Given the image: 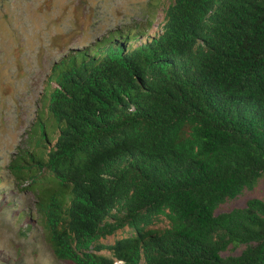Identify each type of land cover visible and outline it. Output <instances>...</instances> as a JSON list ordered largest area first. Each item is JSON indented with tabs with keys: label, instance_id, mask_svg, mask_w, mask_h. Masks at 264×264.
I'll return each instance as SVG.
<instances>
[{
	"label": "trees",
	"instance_id": "1",
	"mask_svg": "<svg viewBox=\"0 0 264 264\" xmlns=\"http://www.w3.org/2000/svg\"><path fill=\"white\" fill-rule=\"evenodd\" d=\"M164 12L53 64L8 169L58 261L264 264V199L227 208L264 179V0Z\"/></svg>",
	"mask_w": 264,
	"mask_h": 264
},
{
	"label": "rangeland",
	"instance_id": "2",
	"mask_svg": "<svg viewBox=\"0 0 264 264\" xmlns=\"http://www.w3.org/2000/svg\"><path fill=\"white\" fill-rule=\"evenodd\" d=\"M170 2L0 0V264H73L55 259L37 223L32 189L22 191L25 186L18 185L8 169L19 147L30 148L53 64L69 50L82 49L123 27L134 30L138 24L154 34L162 28ZM255 197L264 199V179L227 208L243 207ZM159 227L163 224L152 228ZM129 236L126 230L102 243L112 246ZM101 253L112 257L109 249Z\"/></svg>",
	"mask_w": 264,
	"mask_h": 264
},
{
	"label": "clouds",
	"instance_id": "3",
	"mask_svg": "<svg viewBox=\"0 0 264 264\" xmlns=\"http://www.w3.org/2000/svg\"><path fill=\"white\" fill-rule=\"evenodd\" d=\"M111 252V251H110ZM111 254H112V252H111ZM104 255V254H103ZM106 256V255H105ZM109 257V256H108Z\"/></svg>",
	"mask_w": 264,
	"mask_h": 264
}]
</instances>
